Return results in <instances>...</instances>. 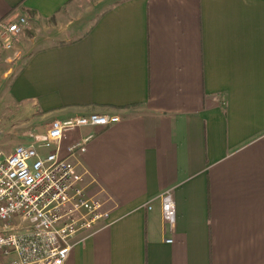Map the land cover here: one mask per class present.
Instances as JSON below:
<instances>
[{"label": "crops", "instance_id": "0c3cea01", "mask_svg": "<svg viewBox=\"0 0 264 264\" xmlns=\"http://www.w3.org/2000/svg\"><path fill=\"white\" fill-rule=\"evenodd\" d=\"M18 17L2 107L120 118L61 141L92 134L75 161L107 212L63 264H264V0H0Z\"/></svg>", "mask_w": 264, "mask_h": 264}, {"label": "built area", "instance_id": "2783aa9c", "mask_svg": "<svg viewBox=\"0 0 264 264\" xmlns=\"http://www.w3.org/2000/svg\"><path fill=\"white\" fill-rule=\"evenodd\" d=\"M26 24L24 17L0 22V45L9 47ZM119 120L98 113L55 119L30 143L0 149V264H63L74 236L107 217L103 202L87 195L75 161L92 134L68 146L64 156L61 141L82 126L103 128ZM161 212L165 223L174 222L169 194Z\"/></svg>", "mask_w": 264, "mask_h": 264}, {"label": "rangeland", "instance_id": "374dc122", "mask_svg": "<svg viewBox=\"0 0 264 264\" xmlns=\"http://www.w3.org/2000/svg\"><path fill=\"white\" fill-rule=\"evenodd\" d=\"M15 72L13 71L12 74ZM10 79V77H9ZM2 84V85H1ZM0 85L3 86L2 82ZM3 98H0V102ZM7 110L0 105V149L10 151L15 145L28 144L32 136L43 133L45 126L26 110Z\"/></svg>", "mask_w": 264, "mask_h": 264}]
</instances>
